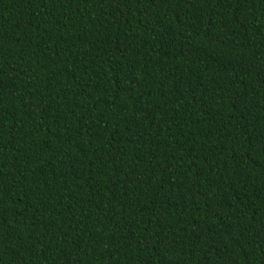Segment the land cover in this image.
<instances>
[{"label":"trees","instance_id":"1","mask_svg":"<svg viewBox=\"0 0 264 264\" xmlns=\"http://www.w3.org/2000/svg\"><path fill=\"white\" fill-rule=\"evenodd\" d=\"M0 264H264V0H0Z\"/></svg>","mask_w":264,"mask_h":264}]
</instances>
